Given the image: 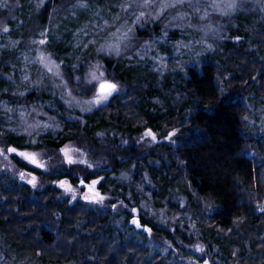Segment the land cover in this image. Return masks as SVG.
Instances as JSON below:
<instances>
[{
	"label": "trees",
	"instance_id": "1",
	"mask_svg": "<svg viewBox=\"0 0 264 264\" xmlns=\"http://www.w3.org/2000/svg\"><path fill=\"white\" fill-rule=\"evenodd\" d=\"M46 1V7L34 15L25 10V0H20L14 16L0 24V41L10 37L23 48L39 32H46L45 53L65 62L64 75L77 92L81 90L74 78H84L94 60L103 63L125 90L112 102L82 115H66L65 107L57 104L60 115L51 113L50 117L59 123L60 130L41 136L34 147L57 151L68 142H76L93 159L102 160L83 179L87 177L86 183H90L102 178L99 189L102 194L109 193L116 208L100 211L82 202L69 205L67 199L58 200L55 185L59 181H78L63 171L40 175L47 186L39 192H32L25 184L0 182V264H21L19 259L24 257L39 264H89L86 259L91 253L98 264H163L157 255L151 262L144 261L143 244L125 237L135 230L129 226L132 214L128 210L145 209L146 195L155 207L166 202L176 208L172 199H185L180 211L192 214L193 233L204 245L211 264H264V213L254 210L257 204H264V140L250 134L241 119L249 116L243 94L254 92L264 97V24L236 17L238 26L229 28L230 35L233 39L250 38V50L242 41L237 45L224 41L218 45L222 53L192 56L195 64L158 77L135 64L111 60L105 54L96 56L92 47L82 53L81 48H73V40L80 36L64 34V26L75 29L79 20L96 13L106 0H87V9L75 7L77 0ZM55 12L58 16L49 20ZM69 12L76 14L70 16ZM60 17L62 26L54 29ZM155 23L134 30L135 41L158 40L162 33ZM5 26L7 33L2 31ZM168 37L176 43L180 35L171 31ZM15 54H0V104L16 99L6 77ZM69 57L79 59L74 71L68 70ZM44 96L41 91L31 92L23 95L19 104L31 105L43 101ZM3 115L0 111V147H31L25 144L24 136L3 130ZM146 129L154 130L159 141L151 148L136 144ZM168 132H175L172 141H165ZM12 161L18 170L38 174L18 158ZM121 202L128 207H122ZM121 218L122 227L115 229ZM139 222L141 228H151L156 236L178 247L168 230L144 216ZM175 229L176 236L186 240V231ZM145 232H141L143 239Z\"/></svg>",
	"mask_w": 264,
	"mask_h": 264
},
{
	"label": "rangeland",
	"instance_id": "2",
	"mask_svg": "<svg viewBox=\"0 0 264 264\" xmlns=\"http://www.w3.org/2000/svg\"><path fill=\"white\" fill-rule=\"evenodd\" d=\"M46 2L47 1L45 0V3ZM123 2L124 0H118L115 3L110 1L108 2V0H106L103 6L96 10V13H89L86 19H83V21L79 20L78 26L75 27V29L64 26L67 29L64 28L65 31L63 33L72 34L73 38L80 36L79 39L73 40V48H81V53L86 50H90L92 47L96 52V56L98 54H105L111 60L115 59L119 60V62L123 61L127 65H130L131 63L135 64V66L142 68V70L146 69V71H148L150 74L156 73L158 77L165 75L169 70H183V68L195 64V62L191 61L192 56L204 57L206 54L216 52L222 53V50L218 47V45L224 41L230 40L236 45L242 41L244 46L247 47L246 49L250 50L252 47V40L250 42V38L249 40L248 38L236 40L230 35L231 32L229 28H233L235 30V28L238 26L235 20L236 17L248 18L247 20L258 26L260 24H264V12L260 11L256 0H237V3L240 6L236 10L223 15L219 11H214L211 8H208V16L203 20L200 19V16L203 15V13H195L193 9L188 6V2H185L181 7L167 10L160 19L152 20L148 18L144 23L134 26L132 25V20L135 19V16L131 12L125 13L121 11L119 5ZM191 2H195V0H191ZM19 3L20 0H0V4H6V7H0V24L5 18H12L14 16L19 7ZM37 3L38 0H25V10H27L29 14H37ZM200 3L203 7L206 3V0H200ZM92 11L93 10L90 8V12ZM57 13H52L49 16V20L51 19L52 21ZM178 13H187L188 19L183 21L173 20V17H176ZM69 14L70 16H75L76 12H69ZM117 15L120 16V19L114 20V17ZM61 19L63 18L60 17L58 23L54 25V29H59L60 26H62ZM125 21H127L130 26H133L134 30L137 28L142 30L149 23L150 25H154L156 24L155 22H158L162 36L159 37L155 42L147 41L149 44H151V48L146 50L144 47H142L145 42L141 43L135 41V32H133V38L127 42V47L122 50L120 55L117 56L115 54H110L107 51L98 52L97 49L100 48V45L105 43V40L110 38L111 33L116 32V29L120 27V25L124 24ZM165 25H168V27L165 28ZM189 25L192 26L189 27ZM209 25L210 27H207ZM171 31H176L178 35H180L179 40L176 43H173L171 40H169L168 34ZM149 32H151V29ZM46 35L48 34L46 33ZM40 37L41 35L39 32L37 36L29 40L28 44H25L26 46L23 48L19 47V43L14 45L13 42L16 40H12L10 37H6V39H3V37V40L0 41V54L16 51L13 61H11L7 66L9 69V75L6 76L11 78L9 79L12 85L11 87L13 88L11 95L14 97V99L16 97V99L12 102H2L0 104V111L2 114H5L3 115L5 116L3 117V130L9 131L10 129H13L14 131L10 132L17 136H24L26 138L25 144H29L31 147L18 151L42 154L40 156V160L47 167V171L42 168H37L34 165L28 164L19 156H14L13 154H9L8 160H5L3 156H0V182H16L17 184H25L28 185L32 192L43 191L47 186V181L42 180L40 175H56L63 171L77 178V182H79L81 179H83L87 172L95 170V167L98 166V162L102 161L93 159L92 156L87 153L88 151L83 147L78 146L76 142H68L66 145L79 148L80 151L85 155L76 158L86 160L88 163L93 165L92 168H88L86 164L83 163H76L72 165L65 163L64 157L60 155V150L52 151L45 148L37 149V147H34L38 144V139L41 136L46 134L55 135L60 130L61 126L59 123L50 117L51 113H55V116H57V114L60 115L61 110L58 108L57 104L65 107L67 112L66 115H82L109 102H112L116 96L118 97L120 94L123 95L124 93L122 92L125 90L124 86H122L120 83V80L116 81L113 76L111 77L109 75V72L106 71L104 65H102L103 63H98L96 60H94L91 63L90 69H92V67L95 65H99V70L103 71L110 81L118 83L120 88L119 91L113 93L108 98V100L101 105L93 106L85 103L86 101L91 100L93 96V92L88 91V86L83 83L84 78L90 69L86 71L84 78H82L81 81L78 82L76 78H74V83L79 84L78 88L81 90L80 93L77 92L74 89L75 86L70 84L64 75V70L62 67L64 66L65 62H58L49 54L45 53V45L35 46L36 43H32V41H39ZM90 41H96V43L92 44ZM201 41L203 42L201 43ZM207 45H211V49H208L206 47ZM162 48L168 49L169 52L163 51L162 53ZM40 55H44L46 57L50 56L52 60L59 64V71L62 75L57 77L51 73H48L47 69L38 60ZM161 58H163L162 62ZM68 60L71 61H66L68 70L74 71L79 67L78 58L69 57ZM92 60L93 59H90V61ZM73 65H76V67L73 68ZM25 75L28 76V80L23 79ZM38 81L39 83H37ZM36 91H41L42 94L45 95L42 98L43 101L38 100L31 105L19 104L20 99L23 97L19 95L20 92H23L24 95H27ZM69 92L71 95H69ZM13 93H16V95H13ZM241 98H244L249 110L248 117L251 122L246 123L250 134L264 140V97L259 96L254 92H249L243 94ZM15 103L18 104L17 107H15ZM42 108H45V110L43 111ZM88 108L91 110L82 111V109ZM5 109H11V111H6ZM22 111L24 112L23 118H21ZM37 124L40 126L35 127ZM45 124L51 126L45 128L43 127ZM30 125L33 127H29ZM29 133H32V135H29ZM142 134L136 138L137 146L142 144L144 148H151L152 146H155L159 143V141L157 143H153L151 140H141L140 138ZM32 140L36 142L30 143ZM13 157L18 158L22 163L37 171L38 174L27 172L25 170H18V168L13 164ZM20 172H24L26 174L25 179H21ZM28 173H31V176L36 177L35 186L28 183V180L31 179V176L27 175ZM97 180H100V183L102 181L101 178ZM63 181L67 180L63 179ZM67 182L76 190V198L73 199V195L71 193H67L63 188L59 187L58 183L55 185L59 191V195H57L58 200H61V198L67 199L69 205L82 202L85 203L89 208H98L100 211H104L107 209V207L110 209L113 208V204L111 203L113 202L112 197L109 195V193L102 194L101 190L99 189L100 183L96 185L95 191L99 192L105 197V199L100 203H92L83 199L85 194L84 189L77 187L76 184H71L69 181ZM144 198L147 199V202L145 201L147 206L145 209L141 210L139 208L136 213L131 212L132 208L128 210L132 214V218L135 216L139 219L141 216H144V218L150 220L152 224L168 230L173 234V237L177 240L176 244L178 245L176 248L171 241L166 240L162 236H156L153 230H151V234L145 232L147 237L143 239L141 235L143 228H137L135 225H133L130 222L132 220L131 218L129 221V226L135 230L128 236L125 234V237L126 239H136L138 240L139 244H143V250L146 253L144 261L151 262L154 256L157 255L162 259L163 264H203V260L208 259V257L205 254L196 252L194 250L195 245L199 244L203 247L204 245L193 233V216L190 212L180 211L182 208L181 203H183L184 206L185 199L182 197L173 198L172 202L173 204H176V208H173L169 203L166 202L160 203V207H155V203L153 202L152 198L150 200L148 195H146ZM122 218L119 221V225H114L115 229L122 227ZM175 228L184 229L186 231V240L180 236H176ZM47 229H49L48 226ZM113 238L115 243H118V241H116L118 240L117 237L114 236ZM9 256H11V258L13 257L11 253ZM2 259L3 254L0 252V263ZM19 260L21 264H39L38 261L32 259L31 257H24ZM86 260L89 264H98L93 253L89 254ZM99 264L101 263L99 262Z\"/></svg>",
	"mask_w": 264,
	"mask_h": 264
},
{
	"label": "snow or ice",
	"instance_id": "3",
	"mask_svg": "<svg viewBox=\"0 0 264 264\" xmlns=\"http://www.w3.org/2000/svg\"><path fill=\"white\" fill-rule=\"evenodd\" d=\"M185 2H188V6L193 9L195 13H203V15L200 16V19H206L208 16V8H211L214 11H219L222 15L230 13L231 11L236 10L240 5L237 3V0H206L205 5L202 7L200 0H195V2H191V0H124L123 3H121L119 6L121 8L122 12L128 13L131 12L135 19L132 20V25L142 24L145 22L146 19L150 18L152 20L160 19L163 14L169 10V9H176L178 7H181L184 5ZM257 5L260 8L261 12H264V0H256ZM87 0H77V4L75 7L81 8V9H87L88 8ZM0 7H6V4H0ZM46 7L45 0H38V3L36 4V10L39 11L41 8ZM120 16L117 15L114 17V20H119ZM185 19H188L187 13H178L176 17H173V20H180L183 21ZM171 23V21H170ZM130 26L127 21H125L124 24L120 25L116 29V32L111 33V36L109 39L105 40V43L100 45V48L97 49L98 52H104L107 51L110 54L120 55L122 50L127 47V42L131 40L132 33L134 32V27ZM192 25H189L191 27ZM168 25H165V28H167ZM207 27H210L207 26ZM2 31L4 33L9 32V28L7 26L3 27ZM41 37H46V32L40 33ZM166 35V33H165ZM236 40H239L240 37H235ZM203 41H201L202 43ZM19 41H14L13 44H18ZM32 43H39L40 45H46L48 43V40L46 38H41L39 41H32ZM90 43L95 44L96 41H90ZM183 46V45H182ZM146 50H149L151 48V44L148 42H145L144 45H142ZM208 49H211V45L206 46ZM161 58V62H162ZM38 60L43 64V66L47 69L48 73H51L54 76L60 77L62 74L59 71L60 65L57 64L54 60H52L49 57H46L44 55H40L38 57ZM76 65H73V68H75ZM11 79V78H9ZM24 80H28V76L25 75L23 77ZM76 80L79 82L81 81V78L79 76L76 77ZM39 83V81L37 82ZM83 83L88 86V91L93 92L92 99L89 101H86L85 103L90 105H101L105 101L108 100V98L115 92L119 91L120 85L118 83L110 81L106 74L103 71L99 70V65H95L92 67V69L89 70V72L86 74ZM59 86V85H56ZM224 89L221 87L220 92L221 95H224ZM13 95H16V93H13ZM19 95L23 96L24 93L20 92ZM69 95L71 93L69 92ZM6 111H11V109H5ZM88 109H82V111H89ZM24 112H21V118H23ZM241 119L246 122H251L249 120V117L247 115L242 116ZM40 125H35V127H39ZM51 125L45 124L43 127L48 128ZM29 127H33L30 125ZM9 131H14L13 129H10ZM3 133L0 132V135ZM29 135H32V133H29ZM175 135V132H168V134L164 137L166 140L172 141V137ZM141 140H151L153 143H157V134L152 129H146L145 132L142 134ZM36 141L32 140L30 143H35ZM126 143V142H125ZM9 154H13L14 156H19L23 160H25L28 164L34 165L37 168H42L45 171H47L46 165L41 162L40 156L42 154L39 153H32L27 151H18L17 147H12L5 145L4 147H0V156H3L5 160H8ZM60 155L64 157V162L72 165L76 163H83L86 164L88 168H92L93 165L88 163L84 159H77L76 157H82L85 154L80 151L79 148L72 147L69 145H65L63 148L60 149ZM27 175L31 176V173H28ZM26 174L24 172H20L21 179H25ZM126 178V177H125ZM87 177L80 180V186L81 188L87 189V192H85L83 199L92 203H100L102 202L105 197L102 196L99 192L95 191V187L97 184L100 183V180L93 179L90 183H86ZM102 179V178H101ZM28 183L35 186L36 183V177L31 176V179L28 180ZM59 187L63 188L67 193H71L73 195V199L76 198V190L68 184L67 181H60ZM121 206L124 208H127L128 206L123 204L121 202ZM181 207H183V203H181ZM116 208V205L113 204V209ZM255 211H259L260 213H264V204H257ZM138 211L137 208H132L131 212L136 213ZM133 225H135L137 228H141L142 225L139 222V219L137 217H133L130 221ZM236 223V221H234ZM193 228H195V225H192ZM143 230L151 234V228L147 226H143ZM194 250L196 252H200L202 254H205L204 247L202 245H195ZM237 255V252H233V256L235 257ZM203 264H211V262L208 259L203 260Z\"/></svg>",
	"mask_w": 264,
	"mask_h": 264
},
{
	"label": "flooded vegetation",
	"instance_id": "4",
	"mask_svg": "<svg viewBox=\"0 0 264 264\" xmlns=\"http://www.w3.org/2000/svg\"><path fill=\"white\" fill-rule=\"evenodd\" d=\"M79 183H80V181L76 183V186H77V187H79V186H78ZM82 189H84V188H82ZM84 190H85V189H84ZM85 192H86V191H85ZM96 192H97V191H96Z\"/></svg>",
	"mask_w": 264,
	"mask_h": 264
},
{
	"label": "water",
	"instance_id": "5",
	"mask_svg": "<svg viewBox=\"0 0 264 264\" xmlns=\"http://www.w3.org/2000/svg\"><path fill=\"white\" fill-rule=\"evenodd\" d=\"M78 186L81 187V186H80V183L78 184ZM84 189H85V188H84ZM85 191L87 192V189H85Z\"/></svg>",
	"mask_w": 264,
	"mask_h": 264
}]
</instances>
